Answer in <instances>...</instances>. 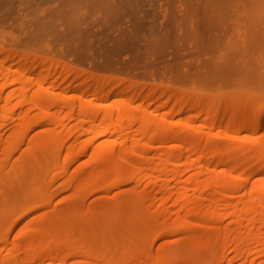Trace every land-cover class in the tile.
Returning <instances> with one entry per match:
<instances>
[{
	"label": "bare ground",
	"instance_id": "bare-ground-1",
	"mask_svg": "<svg viewBox=\"0 0 264 264\" xmlns=\"http://www.w3.org/2000/svg\"><path fill=\"white\" fill-rule=\"evenodd\" d=\"M14 1L15 0H0V54L3 55V57H1L2 59H0V74H2L4 70L2 76V79L4 81L1 80L2 83L0 85V98H2L1 93L4 86L14 83H20L22 85L28 80L30 81L31 79H35L34 81L36 83V89H34L33 93H27V91L31 90L29 89L30 85L29 88L26 87L29 90L25 91L26 89H24L25 92L22 90L21 86V89L19 90H21L23 93L19 92L15 96L23 95L20 101L18 100L19 104L24 106L26 109L35 107V109L37 108L39 112L36 113L38 114L37 116L33 115L32 117L26 114L27 112L24 111V115L26 116L21 117V122L17 125V127L15 128L16 130L14 131L16 132V135L13 134V136H11L12 140L10 141V143H7L8 145H6L5 150L7 149V152L17 150V142L20 144L21 142H23V138L25 143V139L27 140V137H25L26 133L29 132L28 130H30L32 126L40 128V130L37 134L34 133V135H31L32 138L30 136L28 142L26 143V145H29L26 148V155L23 159L26 160L25 166L12 168L9 171H4L3 168H0V201H3L5 203L2 206V209L0 208V238L2 240V237L6 238V236H8L9 234L10 228H7V224L10 223V227L11 225L13 227V225H15L25 214L19 213V215L17 213V210L20 207L21 209H24L23 204L28 203L25 206H31V204H34L35 202L37 203L42 201L40 205L42 203H45L47 199L46 192L50 185V181L52 182L54 180H52V178L48 179L46 173H48V171L51 170L54 166H60V164H62L60 166L61 170L65 169L67 166L75 162L80 156L88 154V149L91 148V144L88 145L84 143L83 145L76 144L79 146V150H76V145L75 147H73L74 145L70 146L73 147L72 150L71 148L70 150H67L68 152H66L65 154L64 161H62L63 163L61 162L59 164V162L56 160L58 156H61L60 153L63 152L61 151L62 148L66 149L61 143L64 141L66 136L62 134V137H65L58 138L61 136L59 135L58 131L62 132L64 129L54 130L55 127H53V129L51 130V128H49L53 124L54 126L55 124L56 126H58L60 125V123L62 124L60 128H63L64 125L62 118L65 119V117L60 116L58 112L65 108H73L72 106H74L76 103H74L73 100L71 101V99L68 100V97L66 96V93L70 89H73L72 91L82 90L83 92L86 91V89L87 91L90 89L88 87L82 88V86L84 85L80 86V84L73 85V80H75L76 78L78 80V77L83 78V80L80 79L81 81H84L85 78H88L87 75L84 76L85 74H83L84 69L79 70L80 68L76 66V61L74 63L75 66L73 64V66L68 65L66 62L65 64L61 61V59L63 58H68L71 54L74 53L75 50H80L79 48L74 49L75 46H72L74 42H78V44L80 43L81 47H84L83 51L89 44L88 39L92 36L89 27L93 26L94 20L91 21L92 18L90 19L88 13L86 12V10H84V8L90 6L94 12L98 8L99 10L104 8L108 15H105L106 13L101 10L105 13H103V16L105 15L106 18H101L103 19L101 21L99 20V17L98 20L100 22H104L102 23V26L106 25L107 28L109 27L108 25H111L112 27L110 21L114 17L115 21H112V23L115 24L114 22H117L115 24V27L117 24H120V22L118 23L117 20L121 21V18L124 19L125 17H128V19L130 20L129 30L122 29V33H120L118 39H116L118 40V42L115 44L116 46H114L113 48H107V50L104 48L105 51L103 56L101 57L102 61H99L100 63H92L93 69L99 67H105L109 70L113 68L115 69L118 64L116 59L118 47H124V49L131 52V60L133 62V65L137 64L139 58L141 57H139L138 55L139 49L137 48L136 40L139 41L140 36L145 41H147V46L150 45L149 47H146L148 48V50L145 48L147 52L146 54H144L151 57L153 56V54L159 53L160 51L156 48V44L160 45L162 42L164 43L166 40H170L172 37V39L174 38V41L175 38L182 40V42L185 41L186 43L191 41L192 46H194L192 47L193 52L197 53V57L194 60L192 59L191 61L188 59L189 63H187L186 67L184 66L186 62L185 60L183 62L184 64L180 63L184 58H181V61H177L180 64H183L181 65L182 67L180 66L182 68V72L180 71V76L178 75L179 80H181V82L183 83L189 84L190 89L191 87L194 88L191 90H196L195 88L197 87L198 89L199 87H210L216 90L223 88H225V90L226 88H229L230 90L231 87L237 86L239 88L242 87L240 91L238 90L240 94L241 92H243L242 94H244V91L248 92L249 94L251 93V89L249 90V92L248 88L253 83L252 78L255 79V76L257 75V78L259 77L260 79L258 80V82L259 84L261 83V88L264 85V0H179L178 4L181 7V9H179L181 12L179 14L177 13L178 15L175 14V16L173 12L176 13L177 11V2H175L176 0L172 1L176 3L175 7H172L174 5L171 6V9L175 8L176 10L175 11L173 9V12L170 11L171 9L169 7L172 3L170 2L169 5V3H167L166 1V6L168 5L167 10L164 9V18H166V22H164V25L162 22H159L160 25L158 26H156V24H158V21L156 20L159 17H155V14H153L158 11L151 12L153 15L151 14V17H149L148 10L146 13V11H144L145 9L143 8L144 4L147 3V1L146 3H144L145 0H75L73 3H71V0H66L65 4L67 5V3H70L69 5L72 7L74 6V8H71L67 5L70 8L69 9L67 6L65 7V4L63 8H61H68L67 11L70 10V12H72V15H75L73 19H71L72 17H70L69 15L68 16L70 18L66 16V20L70 21H68L69 25L66 28L65 26H63L66 23L64 17V21L62 20L63 22L61 21L62 18H60L66 15L65 9L63 10L65 12L64 15V12H60L62 10L61 8L60 10L56 8L55 10L57 14H55L54 12L53 14L55 16L53 14L51 15L54 18V20H52L53 18L49 17L50 15L48 13H43L44 7L41 6L40 3L37 4V2H41L42 0H36L37 2H35L34 0L35 3L33 4H36V7L33 6V4L31 5L32 0H17L18 2L16 3L18 6L13 5ZM45 1L47 3V1L49 2L52 0H43L41 4L43 5ZM148 1L149 6H151V10L153 9L152 6L154 7V5L157 4L156 2H158V0ZM12 6L16 7V10L17 8H19L20 10H17V13H15L17 14L16 16L14 14L15 17H18V20L16 21V25L18 26L16 27L19 30L16 28L17 32H15L14 27H12L14 28L11 29L12 31L10 30V28L5 29L11 25L10 22L13 18L16 19L13 15H11ZM28 6L30 7V9ZM155 8H158L157 5H155ZM16 10L13 11V13L16 12ZM58 12L63 14H58ZM112 14H115L113 15V18L109 16ZM58 15H60V17ZM176 15L178 18L181 15V19L179 18L180 21L176 18ZM109 17L111 18V20H109ZM58 20L60 22H58ZM78 23H80L79 25H81V23L85 24V28L80 29ZM115 27L113 25V28ZM172 27H175V29L173 30H176L177 34L172 35V33H170L171 31L173 32V30H170V28L172 29ZM74 28L82 30L83 33L81 34L79 30L80 34H76L77 32H74ZM88 28L90 31L88 30ZM107 28L105 27L106 30ZM110 30L111 29L109 28V31ZM116 30L119 31V28ZM116 30H113L111 32H114ZM145 30L148 35H140L142 32L144 33ZM176 31H174V33ZM106 32H103V34L107 38V36H109V34L111 33ZM169 40L167 42H173ZM100 41L98 40V42ZM154 42H156V44ZM163 43L161 46L166 45H163ZM191 43L189 44L191 45ZM78 44L76 46H80ZM117 44L120 46H118ZM4 45H10L12 48L17 47L16 49H18L19 47L21 51L13 50L10 46H8L9 49L8 47L5 48ZM166 47L167 45L165 46V48ZM192 48L189 52H191ZM78 50L75 52L77 53ZM177 50H179V48ZM33 51L38 53V55L36 54L37 56H33L29 54V52ZM82 52L80 53L81 55H83ZM178 52L179 51H177L176 54H178ZM198 53H200L201 56L206 53L212 55L213 53H216V55L214 54L216 57H214V59H211V56H205V59H203V56H199ZM76 55H72L73 58ZM55 56L60 59H54ZM148 56H146V58L149 60L150 57L148 58ZM7 60H10V63H8L10 66L7 65L5 67L4 64H6ZM79 60L82 61L80 58L78 59V61ZM153 60H155V58ZM11 61H14V63L12 64ZM16 62L19 63H17V65L19 66L17 68L15 67V69L14 66L16 65ZM28 63L36 64V68H33L34 66L32 64L31 67L33 66L32 68L34 70L31 67H27ZM150 63L151 62H149V64ZM11 66L14 68L12 70L14 74L10 70ZM92 67H90V69ZM82 68H84V65ZM181 68L179 70H181ZM91 71L92 69L90 70V73ZM11 73V77H8V75H10ZM62 73L65 74L63 75ZM70 74H72L73 76H71L69 80L68 75ZM167 75L165 77L166 79ZM105 80L109 84L119 86L120 82L123 83L122 80L125 79L120 78L117 80H112L113 82L111 80ZM105 80H100L103 83L101 84L102 86L104 84L107 85ZM240 80L242 81V83ZM100 81H98L99 85ZM259 84L258 86H260ZM254 85L255 86L253 88L257 87L256 84ZM130 87L132 86L130 85ZM127 88H124V90ZM119 89L120 88L112 89L109 91V93H105L103 91H100L98 88V91H95L93 95L94 98H102L103 96H112L114 94L116 95L127 91H119ZM139 89L138 91L140 92ZM150 89L152 91H150ZM150 89H147L145 95H136V93H138L136 91L134 96L132 95L129 98L127 97V99L122 100V102L119 101L116 109L114 108L116 110L115 112L118 114H123L126 117L127 114V116H130L133 113L131 107H138L140 108L139 111L147 108L148 105L146 104L147 106L143 107L142 102H144L146 98L150 96V94L156 92V90H159L157 88L152 89V87ZM200 90L201 89H199L198 91L200 92ZM232 90L235 89L233 88ZM161 91L162 90H159V94L158 92L157 94L160 96L168 95L172 98L174 97L175 99H177L173 103H168V105H170V107L172 108L171 110H175V112L177 113H185L187 107L190 108V104H195V102L197 103L198 100L203 101V99L204 101H206V98H208L207 96L205 98L204 95V97L200 96L201 98L199 97L196 100L195 97L198 96L193 95V97L191 95L189 99L187 98L188 96H182L181 94L183 93L179 94L178 92L179 95H176V93L174 94V90L171 91V93L169 90V92L165 90H163V92ZM221 91V93L223 94L227 90L224 91L223 89ZM234 92L235 91L230 90V93ZM226 93L228 94V92ZM13 94H15V92ZM200 94L201 93H199V95ZM71 97L77 98L80 96H77L76 93L71 95ZM83 98H81L83 103L81 102L79 104V108L86 106L85 104H91L92 102L91 99L86 98L84 100ZM181 98H185L186 100L183 99V101H181ZM193 98L195 99L192 100ZM259 98H257L258 100H256V102H259L256 104V107L262 106L264 108V101L261 100V102ZM2 99H0V101ZM134 99L141 101V103L137 104L136 106H132V100ZM213 99H211V101H216L215 99L219 100L218 98H215L214 100ZM4 101L6 102V100ZM208 101L209 100H207V102ZM242 102L244 103L243 100ZM247 102L249 103V101L245 100L244 108H241L240 105V108H238L240 110L237 109L236 111L237 106H235L236 108L233 107L235 109H233V114H230V116L228 115V117L226 118L228 119L229 124L238 125L236 126V130L238 131L251 130L252 136H248L249 138L244 137V140H240L239 142L236 141L237 138H235V136H228V138L226 135V140L224 139L218 141L214 139L216 135L215 133V135H213L211 132H207L206 134L202 133V135L198 133L199 129L196 130V126L193 128L191 124V126H188L189 130L186 131L181 130L179 132L177 129V131L171 129L175 127H171L169 130H167L168 128L165 126V124L167 125V123H171L176 125L181 124L180 122L182 121L177 120L172 122V120L166 117H162L159 119V116H157L159 119L157 120V118L147 116L150 112L149 110H147V115H143L140 112L142 116L140 118L137 117L136 122L140 123L141 125L150 123L153 125H148L151 126L148 129L149 134H151L150 137H148L149 135L145 136V133L147 132H143V136H141L140 134V138L138 137L139 139H136L132 136H127V138L123 137L124 140L122 141V143L118 142L119 144H121L120 146H122L119 149H117V147L115 148V146H119V144L115 140L108 139L107 141H104L105 143H102L103 141H101L99 146L95 145V147H92L94 149L90 152V163H87L86 165L84 163L80 166L78 165L74 183L76 184L77 188L79 187V189H82V187L85 188L87 187V185L92 184L93 182L91 180L94 181V179L98 184V182H102L104 179L102 174L104 171H107L108 173L110 171L113 175H115V182L113 183L115 184V186L123 184L125 181L127 182L131 178H134L136 183L135 187H137V189L132 192L127 207L124 210L117 209L118 201L116 200L114 203L116 205L115 210L107 215L109 211L108 206L104 203L96 202V204L94 203L93 205L87 207L86 210L83 211V213L79 212V214L82 215L78 219H75V217H73L71 220H62V217H59L55 213H52L53 215L51 216L47 215L48 217H33L34 221L30 218L32 220L31 223H33L31 224L32 226L26 229H21V235L17 236L18 239L15 238V241L13 240V243L11 241V243L13 244V249L11 248L10 250H15V254L22 251L24 255L22 257L14 259L11 258L12 256L7 257L9 254L6 255L2 250H0V264H5L6 262L8 264H24L25 262H29L30 264H94L90 261L78 260V258L92 259V257L90 256L96 255L97 260L102 258L103 261L106 260L109 264V261H114L110 256V251L114 249H124V264H146V262L149 263L148 258L150 257V254H152V248L154 247L153 245H155L156 240H158V238L162 239L167 236L174 238L172 240L174 241V244L172 245L170 244L171 242H168L169 244L161 243V245L158 246V248L156 249L157 254L160 252L159 255H161V257H157L159 259H157V261L159 263L162 261L160 264H169V260L167 257H169L170 255H174V259H176V255L182 256L184 252L183 254L178 253L184 251L185 249L189 252V256H187L186 259L188 261L186 262L190 264H203L204 262H206L207 264H219V262H217L219 261V258L227 259L229 264H241L240 262H238V260H241L244 254L246 255V258H248V256L251 255L249 253L251 251H254V253L256 254L261 253L264 255V247H258V245H260L262 241H264V236H262V234L264 235V161H260L264 159V136L256 135L259 133L257 132L258 129L260 130V128H262L264 125V118H258V112L256 111L259 107L257 109H254L253 107L248 106L251 107L248 108L246 107V105H248ZM212 104L215 103L212 102ZM227 104H229L228 106L234 105V103L231 102L225 103L224 105L227 107ZM4 105L5 104H2V108L4 107ZM50 108H52V110ZM223 110H225V108H223ZM72 111H70V113H72ZM144 111H146V109H144ZM91 112L95 113V111ZM210 112H208V115ZM223 112L225 111H222V113ZM245 112H249L250 115H248L245 120H242V118H240V115L245 114ZM68 114L65 115L67 116ZM96 115L98 114L95 113L94 116ZM150 115H152V113H150ZM71 117L69 118L70 120ZM66 118L67 121H69L68 116ZM237 118H240V120H236ZM97 119H90L92 121H89L87 119V122H92L93 129L95 128L94 131H96V127L100 128V133H96L98 134L97 136H100V134L105 135L106 132H112V130L109 131V127L112 123V117L110 115L104 117L103 119H101V121H98L99 119ZM81 120H83V122ZM81 120H78L80 125L81 122L84 123V121H86V119L84 118ZM234 120H236L237 123ZM76 121L77 120H75V122ZM256 121H259V124L254 128L252 123ZM67 123L69 124V122ZM2 124H0V128ZM72 125L71 127L68 126L69 128H71V131L73 128ZM88 126L92 125L88 124ZM212 126H214L215 128V125H213V123L209 127ZM75 127L78 128L80 126L77 125ZM158 127H164L167 129L166 131H161V133H159L157 136L154 135L155 137H151L152 133L154 132L153 129H155L156 131V129H159ZM74 128V132L75 130L77 131V129ZM113 128H115V125L113 126ZM144 128L142 130H144ZM80 129L82 128L80 127ZM229 129L231 128L229 127ZM70 130H67V133L68 131L70 132ZM53 131H56V134H58L59 136L56 137L57 135H55ZM86 132L84 131V133ZM71 134L68 133L67 137H69L68 135ZM2 136L0 135V141ZM217 136V138L221 137H219V135ZM13 137H16V140L18 141L13 140ZM92 137L94 139L95 135ZM59 139L61 141H59ZM55 141H57V144L54 143L55 146L51 145V143L53 144V142ZM86 141H88V143H91L90 139H87ZM58 142H60L61 145L59 143L58 146ZM172 142H176L177 147L176 145H173L175 143H173L172 146ZM153 144H157V146L159 145L158 147H164L163 149L162 147L161 149L155 147L156 150H153L152 152V150L150 151L149 147ZM145 146H148V148L146 149ZM258 162H260V164L263 163V165H260ZM256 164L260 167L258 166L257 168V166H255ZM253 165L255 166L256 170ZM61 170L59 172H61ZM93 172L99 173V175L95 174V176L98 175L99 177H102H94ZM186 174H188L187 177H185ZM104 176H106V174ZM241 177H247V179L242 184L239 183ZM97 178L100 180L98 181ZM143 183L146 184L144 185ZM95 184L94 186H99ZM89 191V188H87L83 192L86 193L85 195L83 194V196L85 197L87 194L89 195ZM91 192H93V190L90 191V194ZM74 193L72 196L70 195L71 198H78L76 194L74 195ZM78 195L80 196L82 194ZM115 198L116 197H114V199ZM62 201L64 200L62 199ZM170 201L171 203L169 204ZM81 203L83 204V202ZM15 204L20 205L17 206L19 207L18 209H15ZM21 204L23 205V208ZM147 204H149L150 206ZM12 205H14V207H12ZM151 205L155 206V209L153 208L151 210L152 212L149 210L150 207H152ZM7 206L13 208L12 210L14 211L12 212L14 213L16 211L18 215L14 213V215L16 214L17 216L15 215L16 217L12 218L5 215V213L3 215V212H5L3 210H5ZM63 211L64 210L60 212ZM221 211L222 213H220ZM57 212L58 211H56V213ZM3 216H6L7 218L9 217V219H7L6 217H4L5 219H3ZM2 219L3 221L6 219L10 221L6 223L7 226H4ZM226 219L229 222L226 221V224H224L223 220L225 221ZM22 230H24V232ZM6 239H4L5 243L7 242ZM4 242L2 243V241H0V246H5L6 244ZM49 243H52L54 247H51L50 245L49 247L51 248L49 249ZM59 246L61 247V249L59 248ZM10 250H8V253ZM2 252L5 254L4 256H1ZM230 252H232L233 254L230 255ZM172 256L171 258H173ZM93 258L94 260H96L95 257ZM160 258L162 260H160ZM251 259H244L245 261L241 262L244 264H251ZM183 260L181 259V261ZM177 262L178 264H180L178 260ZM177 262L172 263L177 264Z\"/></svg>",
	"mask_w": 264,
	"mask_h": 264
},
{
	"label": "rangeland",
	"instance_id": "rangeland-1",
	"mask_svg": "<svg viewBox=\"0 0 264 264\" xmlns=\"http://www.w3.org/2000/svg\"><path fill=\"white\" fill-rule=\"evenodd\" d=\"M38 1V0H37ZM36 0H35V2H37ZM40 1V0H39ZM43 1V0H42ZM41 1V2H42ZM64 1V2H63ZM63 1H60V0H54V2H53V0L52 1H47V3H46V1L43 3V5L41 4V2H37V4L38 3H40V5L41 6H43L44 7V11H43V13L45 14V13H48L50 16L49 17H52L53 18V16H51L54 12H55V14H57L56 13V8L57 9H59L60 10V8L62 7L63 8V6H64V4L66 3L65 1L66 0H63ZM75 0H71V3H73ZM146 1H147V3H146ZM167 1V3H169V5H170V2L172 3L169 7H170V9H171V6L172 5H174V6H172V7H175V4L176 3H174V2H172L173 0H171V1H168V0H158V2H156L157 4H155V5H157V9L155 8V5H154V7L152 6V8L153 9H156V10H151V6H149V1L148 0H145V2L144 3H146V4H144V11H146V13H147V10H148V16L149 17H151L150 15L152 14L151 12H155V11H158V12H156V13H153V14H155V17H159L156 21H158V24H156V26H158V25H160L159 24V22H162L163 23V25H164V22H166V18H164L165 17V15H164V9H166L167 10V6H166V2ZM175 1V0H174ZM178 1L179 0H176L175 2H177V7H176V9H177V11L175 10V8H173L175 11H176V13H174L173 11V9H171L170 11H172L173 12V14H174V16H175V14H179L181 11L179 10V9H181V7L179 6V4H178ZM15 3L16 2H18L17 0H15L14 1ZM13 2V5L15 6H18L17 5V3L15 4ZM34 2V0H32L31 1V5L33 4V3H35ZM63 4H62V3ZM70 2V1H69ZM61 3V4H60ZM20 4V3H19ZM59 4V5H58ZM70 4V3H69ZM68 3H67V5L68 6H70ZM36 5V4H35ZM34 4H33V6H35ZM39 5V6H40ZM61 5V6H60ZM66 4H65V7L67 6ZM73 5V4H72ZM74 5H76V4H74ZM146 5V6H145ZM159 5H160V7H159ZM14 6H12V14H11V12H10V14L11 15H13L14 16V14L15 13H17V10H19V8H17V10H16V7H14ZM32 6V7H33ZM56 6V7H55ZM67 6V7H68ZM29 7V6H28ZM36 7V6H35ZM64 7V9H65V11H66V15H65V12L63 11L64 9H62L60 12H64V15L65 16H62V17H60V15H58L60 18H62L61 19V21L63 20L64 21V19H65V21H66V23H65V25H63V26H65V28L69 25V22L66 20V16L68 17V18H70V17H72L71 19H73L74 18V14L72 15V12H70V10H68L67 11V9L69 8H65ZM71 8H74V6L72 7V6H70ZM146 7V8H145ZM29 9H30V7H29ZM32 9V8H31ZM54 9V10H53ZM70 9V8H69ZM16 10V12H14L13 13V11H15ZM59 10H57V11H59ZM71 10H73V9H71ZM84 10H86V12L88 13V16L90 17V19H91V21H93L94 20V24H93V28L92 27H89L90 28V30H91V37L88 39L89 41H88V45H87V47H85V50L83 51V48L84 47H81V45H80V43L78 44V42H74V44H72V46L74 47V49H76V48H79L80 50H81V48H82V50H81V52H82V54L83 55H81L80 53V50H78V52L76 53L75 51H77V50H73L74 51V53L73 54H71L68 58H63V59H61V61L62 62H66L68 65H74L75 66V61H76V66H78V68H80L79 70H83L84 72H83V74H85L84 76H86L87 75V79L85 78L84 79V81H81V80H83V78L82 77H78V80H77V78L75 79V80H73V85H79L80 84V86H82V85H84V86H82V88H90L88 91H87V89H86V91H82V90H75V91H72L73 89H70L66 94V96L68 97V100H70L71 99V101L73 100L74 101V103H75V105L74 106H72L73 108H71V107H69V108H65V109H63V110H61L60 112H58V114H60V116H64L65 117V119H63L62 117V121H63V128L61 129L60 127H61V123H60V125H58V123H57V125L58 126H56V124H55V126H54V124L53 125H51L49 128H51V130L53 129V127H55L54 128V130H63L62 132L61 131H58V133H59V135H61L60 137H58L59 135L58 134H56L57 132L56 131H53V133H55V135H57L56 137H58V138H64L65 136L67 137V134L68 133H72L71 135H68L69 137H65V139H64V141L63 142H61L63 145H64V148H66V149H63L62 148V150L61 151H63V152H61L60 153V155L61 156H58V158H57V160L56 161H58L59 162V164L62 162V161H64V157H65V154H66V152H68L67 150H70V148H71V150H72V148L73 147H75V145L76 144H80V145H83V143L84 144H88V145H90L91 144V148H89L88 149V154H84V155H82V156H80L75 162H73L72 164H70L69 166H67L65 169H63V170H61V165L62 164H60V166L58 167L57 165H56V167L54 166L51 170H49L48 171V173H46L47 174V177H48V179H50V178H52V182L50 181V185H49V187H48V190H47V192H46V195L48 196H46V201H45V203H42L41 205H40V203L42 202H35L34 204H31V206H25V205H27L28 203H26V204H23L24 205V209H21V207L19 208V207H17V206H20L19 204L18 205H16V207H15V209H18L17 210V213L19 214V213H25L24 215H23V217L15 224V225H13V227H12V225H11V227H10V223L9 224H7L8 225V227L7 228H10V230H9V234H8V236H6V238H4V237H2L3 238V240L0 238V241H2V243L5 241L4 239H6V245L5 246H0V250H2L6 255H8L7 257H9V256H12L11 258H18V257H22L23 255H24V253L22 252V251H20V252H18V253H16L15 254V250L13 251H11L10 249L12 248L13 249V240L15 241V238H17L18 239V237L17 236H20L21 234H20V230L21 229H26V228H28V227H30V226H32L31 224H33V223H31L32 222V220H33V217H39V218H41V217H46L47 215L48 216H51V215H53L54 213L56 214V215H58L59 217L61 216L62 217V220H71L73 217H75V219H78V218H80L81 217V215L82 214H79V212H81V213H83V211H85L86 210V208L87 207H89V206H91V205H93L94 203L96 204V202H99V203H104V204H106L107 206H108V208H109V211H108V214L107 215H109L111 212H113L114 210H115V201L117 200L118 201V205H117V209H121V210H124L126 207H127V205L129 204V198H130V196H131V194H132V192L135 190V189H137V187H135L136 186V183H135V179L133 178H131L130 180H128L127 182L125 181L123 184H119L118 186H115V184H113L114 182H115V175H113L109 170V173H111V174H109L107 171H104L103 173H102V171H101V173L103 174V177H104V179H103V181L102 182H98V184L96 183V181H95V179H94V181L93 180H91L93 183L92 184H90V185H87V187H85L86 189L87 188H89V190L91 191V190H93V192H91V194H90V191H89V195L87 196H83V194L85 195L86 193H83L86 189L84 188V187H82V189H79V187L77 188L76 187V184H74L75 183V176H76V174H77V168H78V165L80 166V165H82L83 163L86 165L87 163H90V160H91V150H93L94 148H92V147H95V145H97V146H99L100 145V142L101 141H103L102 143H105L104 141H107L108 139L110 140H115L117 143L118 142H120V143H122V141L124 140V138L123 137H126L127 138V136H132V137H134V138H138L139 137V135L141 134V136H143L144 135V133L143 132H147V133H145V136H148V137H150V135L151 134H149V128L151 127V126H153L151 123L150 124H143V125H141L140 123H137L136 121H137V117H141L142 116V114L143 115H147V113H148V111L147 110H149L150 112H149V114L147 115V116H150V117H154V118H157V120H159L160 118H162V117H166V118H168V119H170V120H172V122H174V121H182V122H180L181 124H176V125H174V124H168L167 123V125L165 124V126L168 128H164V127H161V128H159V129H156V131H155V129H153V133H152V136L151 137H155L154 135H158L159 133H161V131H166V129L167 130H169L171 127H175V128H171V129H173V130H175V131H186V130H189V128H188V126H193V128L195 127L196 128V130H198L199 132L198 133H200V134H202V133H204V134H206L207 132L209 133V132H211L213 135H215V138L214 139H216V140H218V141H221V140H226L227 138L225 137V135L228 137V136H235V138H237V139H239V140H237L236 139V141L237 142H239L240 140H244L243 138L245 137V138H249L250 136H252V132H251V130H244V131H238V130H236V126H238L237 124L235 125V124H229L228 123V119H226L227 117H228V115L230 116V114H233V111L235 110L234 108H236L235 106H237V108H236V111H237V109L238 108H240V105H241V108L243 107L244 108V106H245V100L246 101H249V103L247 102V104L248 105H246V107H248V106H251V107H253L254 109L256 108H258L257 109V111L256 112H258V118L260 117L261 119L262 118H264V108L262 107V106H258V107H256V104L257 103H259V102H256V100H258L257 98H259V100L261 101V100H263L264 101V85L262 86V88H261V83L259 84V82H258V80H260L259 79V77L257 78V76H255V79L254 78H252V81H253V83L250 85V87H249V85H248V91L251 89V93H253V94H251V93H249L248 94V92H245L244 90V94H242L243 92H241V94H240V89L242 88V87H231L230 88V90L231 91H235L234 93H230V90H229V88H226V90H225V88H223L224 89V91H226V92H228V94L226 93V92H224L223 94L221 93L222 91L221 90H223V89H218V90H216V89H213V88H210V87H202V88H200L199 87V89H201L200 90V92L198 91L199 89H198V87L197 88H195L196 90H191V89H194V88H192L191 87V89H190V85L189 84H187V83H183V82H181V80H179V76H180V71L182 72V66L181 65H183L184 63V60L186 61L185 62V67H186V65H187V63H189V60H191L192 61V59L194 60L197 56H196V52H193V48L192 47H194V46H192V43H191V41H189V42H182V40H180V39H176L175 38V41H174V38L172 39V37H171V39L169 40V41H173V42H167L168 40H166L164 43H163V45H167V47L165 48V46H161L162 45V43L160 44V45H157L156 44V42H154L155 44H153V45H155V46H157L156 48L158 49V50H160L159 51V53H155V54H153V56L151 57V56H148V55H145L146 54V52H147V50H148V48H146V47H149V46H147L148 45V43H147V41H145L143 38H141V36H140V40L139 41H137L136 40V45H137V48L139 49L138 50V55H139V57H141V58H139V60H138V62H137V64H135V65H133V62H132V54H131V52H129L128 50H126V49H124V47H118L117 49H118V51H117V55H116V59H117V67L114 69H111V70H109V69H107V68H105V67H99V68H94L93 69V67H92V63L94 64V63H98L99 61L101 62L102 60V56H103V54H104V51H105V49L107 50V48H110V47H114V46H116L115 44L118 42V40H116V39H118V37H119V35H120V33H122V31L123 30H129V28H130V20L128 19V17H125L124 19H122L121 18V21L120 20H117L118 21V23L120 22V24H117L116 25V27H115V24L117 23V22H114L115 24H113L112 23V21H115V17L113 18V15H115V14H112V15H109L110 17H112L113 19L111 20V18L109 19V20H111L110 21V23L112 24V27H111V25H108L109 27L107 28V26L106 25H104V26H102L103 24L102 23H104V22H100L99 20H103V19H101V18H103V17H105L106 18V16L105 15H108L107 14V12L105 11V9L103 8V9H100L99 10V8L97 9V10H95V12L91 9V7L90 6H88V7H86V8H84ZM104 11V12H102V11ZM168 10H169V8H168ZM20 11V10H19ZM93 11V12H92ZM60 12H58V14H63V13H60ZM68 12V13H67ZM112 12V11H111ZM103 13L105 14L104 16H103ZM169 13H171V12H169ZM47 14V15H48ZM94 14V15H93ZM109 14H111V13H109ZM152 14V15H153ZM177 14V15H178ZM17 14H15V16H16ZM54 15V14H53ZM70 17H69V16ZM157 15V16H156ZM161 15V16H160ZM177 15H176V18L180 21V16H179V18L177 17ZM13 16H11V17H13ZM14 16V17H15ZM55 16V15H54ZM57 17V16H56ZM63 17H64V19H63ZM100 17V18H99ZM16 19H12L11 20V27L9 26L8 28H5V27H7V26H5L4 28L5 29H9L10 28V30L11 29H14L15 28V32H17V27L16 26H18V25H16L17 23H16V21L18 20V17H15ZM52 18H50V19H52ZM97 18V19H96ZM98 18H99V20H98ZM70 19V20H71ZM52 20H54V18L52 19ZM60 20V19H59ZM58 20V22H60ZM127 20H129V21H127ZM62 21V22H63ZM125 21V22H124ZM13 22H14V24H13ZM61 22V23H62ZM98 22V23H97ZM9 23V24H10ZM96 23H97V25H96ZM157 23V22H156ZM14 26H13V25ZM80 23H78V25H79ZM126 25V27H125V25ZM82 25V26H81ZM81 25H79V27H80V29L82 28H85L84 26H85V24H82L81 23ZM95 25V26H94ZM101 25V26H100ZM113 25H114V27L115 28H113ZM120 25V26H119ZM121 26H122V28H121ZM12 27H14V28H12ZM78 27V26H77ZM78 27V28H79ZM100 27H102V28H100ZM105 27L107 28V30L105 29ZM125 27V28H124ZM17 28V29H16ZM78 28H74L73 30H74V32L76 33V34H82L83 33V31L82 30H80V29H78ZM89 28H88V30H89ZM109 28L111 29L110 31H109ZM119 28V31H121V32H119L118 30H116V29H118ZM157 28H159V27H157ZM104 31H103V30ZM123 29V30H122ZM173 29H175V27H172V29L170 28V30H173ZM19 30V29H18ZM76 30V31H75ZM79 30H80V33H79ZM85 30V29H84ZM89 30V31H90ZM102 30V31H101ZM113 30H116V31H114V32H111V31H113ZM7 31V30H6ZM12 31V30H11ZM14 31V30H13ZM108 32V33H111V34H109V36H107V38L104 36V34H103V32ZM174 31H176V30H173V32L171 31L170 33H172V35H174V34H177V31L174 33ZM106 32V33H107ZM73 33V32H72ZM75 33H73V34H75ZM94 33V34H93ZM96 33V34H95ZM99 33V34H98ZM117 33H118V35H117ZM75 34V35H76ZM103 34V35H102ZM145 34H147L148 35V33L146 32V30L144 31V33L142 32L140 35H145ZM106 35V34H105ZM108 35V34H107ZM95 36V37H94ZM101 36V37H100ZM114 36H116V37H114ZM96 37H97V39H96ZM105 37V38H104ZM108 37H110V38H108ZM112 37V38H111ZM94 41H93V40ZM92 41V43H91V41ZM98 40L100 41V42H98ZM177 40V41H176ZM116 41V42H115ZM142 41H143V43H142ZM138 42H140V43H138ZM159 42H161V41H159ZM168 44H167V43ZM178 42V43H177ZM170 43V44H169ZM173 43V44H172ZM188 44V45H186V44ZM189 43H191V45L189 44ZM80 45V46H76V45ZM147 44V45H146ZM180 44V45H179ZM93 45V46H92ZM105 45V46H104ZM118 45V44H117ZM152 45V46H153ZM8 46H10V45H4V47L5 48H7ZM91 46V47H90ZM107 46V47H106ZM118 46H120V45H118ZM158 46H160V47H158ZM187 46V47H186ZM191 46V47H190ZM11 47V46H10ZM81 47V48H80ZM89 47V48H88ZM100 47V48H99ZM162 47H164V48H162ZM183 47H185V48H183ZM17 48V47H16ZM16 48H12L11 47V49H13V50H19V51H21L20 50V48L18 47V49H16ZM87 48V49H86ZM105 48V49H104ZM147 50H146V49ZM179 48V50H177ZM181 48H182V50H181ZM192 48V50H191V52H189L190 51V49ZM8 49H9V47H8ZM163 49V50H162ZM187 49V50H186ZM89 50V51H88ZM92 50H93V52H92ZM98 50H100V51H98ZM181 50V51H180ZM121 51H123V52H121ZM175 51V52H174ZM177 51H179L178 52V54H176V52ZM72 52V51H71ZM70 52V53H71ZM80 52V53H79ZM89 52V53H88ZM161 52V53H160ZM189 52V53H188ZM70 53H68V54H70ZM86 53V54H85ZM145 53V54H144ZM185 55H184V54ZM29 54L30 55H33V56H37L38 55V53H36V52H29ZM37 54V55H36ZM77 54V55H76ZM96 54V55H95ZM160 54V55H159ZM181 54V55H180ZM216 55V53H213V55L212 54H209V53H206V54H203L202 56H203V59H205V56L206 57H208V56H211V59H214V57H216L215 55ZM40 55V54H39ZM72 55H76V56H74V58H73V56ZM142 55V56H141ZM176 55H178V56H176ZM198 55L199 56H201V54L200 53H198ZM87 56H89V57H87ZM145 56V57H144ZM146 56H148V58H149V60L146 58ZM201 56V57H202ZM1 57H3V55L2 54H0V59H2ZM82 60V61H78V59L79 58ZM83 57V58H82ZM92 57H93V59H92ZM97 57V58H96ZM176 57V58H175ZM178 57H180V58H178ZM194 57V58H193ZM200 57V58H201ZM60 59V58H57L56 56L54 57V59ZM75 58H77V59H75ZM144 58H146L147 60H148V62H147V60L146 59H144ZM152 58V59H151ZM155 58V60H153ZM163 58V59H162ZM181 58H184L183 59V61H181L182 59ZM68 59V60H67ZM75 59V60H74ZM85 59V60H84ZM87 59H89V60H87ZM91 59V60H90ZM189 59V60H188ZM12 60V59H11ZM15 60V59H14ZM73 60V61H72ZM87 60V61H86ZM124 62H123V61ZM146 60V61H145ZM153 60V61H152ZM181 61L180 63H183V64H180L179 62H177V61ZM188 60V61H187ZM7 61H9V62H7ZM6 61V64H4L5 65V67L7 66V65H9L8 63H10V60H7ZM16 61V60H15ZM85 61V62H84ZM93 61V62H92ZM79 62H81V63H79ZM83 62V63H82ZM99 62V63H100ZM132 62V63H131ZM142 62V63H141ZM149 62H151L150 64H149ZM155 62V63H154ZM157 62V63H156ZM11 63L13 64L14 63V61H11ZM17 63L18 62H16L15 64V66H14V68L16 67H18L19 65H17ZM65 63V64H66ZM78 63H79V65H78ZM87 63V64H86ZM130 63V64H129ZM154 63V64H153ZM171 63V64H170ZM19 64V63H18ZM31 64L34 66H32L33 68H36L35 66H36V64H34V63H28L27 64V67H31ZM80 64H82V65H80ZM120 64V65H119ZM127 64H128V66H127ZM145 64V65H144ZM149 64V65H148ZM167 64H169V65H167ZM178 66H177V65ZM30 65V66H29ZM72 65V66H73ZM83 65H84V68H82L83 67ZM132 65V66H131ZM148 65V66H147ZM151 65V66H150ZM166 65V66H165ZM10 66V65H9ZM8 66V67H9ZM13 66V65H12ZM10 67L11 69V72H12V70L14 69L13 67ZM79 66H81V67H79ZM130 66V67H129ZM175 66V67H174ZM181 66V67H180ZM31 67V68H32ZM86 67H88V68H86ZM90 67H92L91 69H92V71H91V73H90ZM122 67V68H121ZM134 67H136V68H134ZM172 67V68H171ZM177 67V68H176ZM181 68V70H179L180 68ZM15 68V69H16ZM32 68V69H33ZM125 68V69H124ZM37 69H39V68H37ZM100 69V70H99ZM170 69V70H169ZM34 70V69H33ZM119 70V71H118ZM124 70V71H123ZM154 70V71H153ZM158 70V71H157ZM169 70V71H168ZM175 70H176V72H175ZM5 71H8V70H5ZM94 71V72H93ZM109 71V72H108ZM116 71H117V73H116ZM129 71V72H128ZM171 71V72H170ZM174 71V72H173ZM179 71V72H178ZM3 72H4V70H3ZM3 72H2V74H0V85H1V83H2V81L1 80H3L2 79V76H3ZM36 72V71H35ZM86 72V73H85ZM102 72V73H101ZM119 72V73H118ZM128 72V73H127ZM160 72H161V75H160ZM165 72H166V74H165ZM173 72V73H172ZM6 73V72H5ZM13 74H14V72H12ZM12 73L10 74V75H8V77H11V75H12ZM88 73V74H87ZM106 73H108V74H106ZM124 73V74H123ZM125 73H127V74H125ZM146 73V74H145ZM154 73V74H153ZM170 73V74H169ZM63 75L65 74V73H62ZM94 74V75H93ZM99 74V75H98ZM114 75V76H112V75ZM118 74H120V75H118ZM168 74V75H167ZM91 75V76H90ZM118 75V76H117ZM122 75H124V76H126V77H124V76H122ZM161 77H160V76ZM166 75H167V79L165 78L166 77ZM171 75V76H170ZM179 75V76H178ZM71 76H73L72 74H70V75H68V77H69V80H70V78H71ZM120 76V77H119ZM122 76V77H121ZM150 78H149V77ZM164 76V77H163ZM174 76H176V77H174ZM110 77V78H109ZM155 77V78H154ZM160 77V78H159ZM170 79H172V80H170ZM250 77H253V76H250ZM97 78V79H96ZM103 78V79H102ZM125 79V80H122L123 81V83H121L120 82V84H119V86H115V85H113V84H109V83H107V81L105 80V79H107V80H117V79ZM128 78V79H127ZM132 78V79H131ZM154 78V79H153ZM176 78V79H175ZM261 78V77H260ZM263 78V77H262ZM81 79V80H80ZM95 79V80H94ZM136 79V80H135ZM35 79H31L30 81L28 80L26 83H23L22 85L20 84V83H14V84H9V85H6V86H4L3 87V89H2V98H0V99H2L1 101H0V124H2V126H1V128H0V135L2 136L1 137V141H0V168H3V170L4 171H9V170H11L12 168H16V167H20V166H25L26 165V160H23L24 158H25V155H26V148H27V146L29 145H26V143L28 142V140H29V138H30V136L31 135H34V133H38V131L40 130V128H36L35 126H32V128H30V130H28L29 132H27L26 133V136L25 137H27V140L25 139V143H24V138H23V142H21L22 143V145H21V143L19 144L18 142H17V146H18V148H17V150H15V151H9V152H7L6 150H5V148H6V145H8L7 143H10V141L12 140V137L11 136H13V134H15L16 132H14L16 129V127H17V125L21 122V117H24V116H26V115H24L25 114V112H27L26 114H28L29 116H32L33 117V115L34 116H37L38 114H36L37 112H39V110L37 109H35V107L34 108H31V109H29V108H25L24 106H22L21 104H19V101H20V99H21V97L23 96V95H18V96H15V95H17L19 92L20 93H23L21 90H19V89H21V86H22V90L24 91V89H26L25 91H27V90H29V89H31V90H29V91H27V93L29 94H31V93H33L34 92V89H36V83H35V81H34ZM96 80H97V83H96ZM100 80H105L106 81V84L107 85H101V84H103L102 83V81H100ZM151 80V81H150ZM175 80V81H174ZM243 80V79H242ZM248 80V79H247ZM4 81V80H3ZM75 81H76V83H75ZM78 81H79V83H78ZM98 81H100V85L98 84ZM171 81V82H170ZM241 81V80H240ZM244 81H245V79H244ZM261 81H263V80H261ZM37 82V81H36ZM113 82V81H112ZM78 83V84H77ZM96 83V84H95ZM241 83H242V81H241ZM129 84V85H128ZM254 84H256L257 85V87H255V88H253L255 85ZM258 84L260 85V86H258ZM264 84V83H263ZM26 85V86H25ZM28 85V86H27ZM29 85H30V88H29ZM123 85V86H122ZM130 85L132 86V87H130ZM79 86V87H80ZM111 86H113V87H111ZM141 86H142V88H141ZM157 86V87H156ZM17 87H19V88H17ZM24 87V88H23ZM29 88V89H27V88ZM96 87V88H95ZM104 87V88H103ZM127 87H130V88H127ZM152 87V89H159V90H162L161 92H163V90H165V91H167V92H169L170 91V93H171V91H173L174 92V94L176 93V95H179V94H181V93H183V94H181L182 96H188L187 98H189L190 99V96L192 95H194V96H198V97H195L196 98V100L201 96V97H204V95H205V98H206V96L208 97V98H206V101H204V99H203V101H204V104H203V101H199L198 100V102L196 103L195 102V104H190L189 106H190V108L189 107H187V109L185 110V113H177V112H175V110H171L172 108L170 107V105H168V103H173L175 100H177V99H175L174 97L172 98V97H170V96H168V95H158L159 94V90H156V92H154V93H152V94H150V96H148V98H146V100L144 101V102H142V106L143 107H145V106H147V108H144V109H146V111H144V109L142 110V111H139L140 110V108H135V107H131L132 109L131 110H133V113L130 115V116H127L126 115V117L123 115V114H118V113H116L115 111V109H116V107L118 106V104H119V101L120 102H122V100H124V99H127V97L129 98V97H131L132 95L134 96L135 95V93H136V91L138 92V93H136V95L137 94H141V95H145L146 94V91H147V89H150ZM154 87V88H153ZM187 87V88H186ZM99 88V90L100 91H103V92H105V93H109V91L110 90H112V89H116V88H120L119 89V91H121V90H123V91H125V90H127V91H125V92H122V93H120V94H114V95H109V96H103L102 98H94V95H93V93L95 92V91H98L97 89ZM124 88H127V89H125L124 90ZM140 88V89H139ZM143 88H145V89H143ZM189 88V89H188ZM205 88V89H204ZM235 89V90H232V89ZM253 88V89H252ZM258 88V89H257ZM262 89V90H260V89ZM92 89V90H91ZM138 89L140 90V92L138 91ZM141 89H143V90H141ZM171 89V90H170ZM187 89V90H186ZM198 89V90H197ZM255 89V90H254ZM9 90H11V91H9ZM33 90V91H32ZM169 90V91H168ZM183 90V91H182ZM229 90V91H228ZM239 90V91H238ZM245 90H247V89H245ZM253 90V91H252ZM15 92V94H13L14 92ZM24 91V92H25ZM79 91H81V92H79ZM150 91H152L151 89H150ZM182 91V92H181ZM204 91V92H203ZM207 91V92H206ZM213 91H214V93H213ZM216 91V92H215ZM242 91V90H241ZM8 92H10V93H8ZM157 92H158V94H157ZM178 92H179V94H178ZM239 92V93H238ZM250 92V91H249ZM260 92H261V94H260ZM77 93V96H80V97H77V98H73V97H71V95H73V94H76ZM133 93V94H132ZM199 93H201L200 95H199ZM220 93V94H219ZM131 94V95H130ZM9 95V96H8ZM147 95H148V93H147ZM239 95V96H238ZM262 95V96H261ZM168 96V97H167ZM193 96V97H194ZM10 97H11V100H10ZM66 97V98H67ZM84 97V98H83ZM105 97V98H104ZM200 97V98H201ZM210 97V98H209ZM246 97H247V99H246ZM261 97H262V99H261ZM81 98H83L84 100L86 99V98H88V99H91L92 100V102H91V104H85L86 106H83V107H80L79 108V104L82 102L83 103V101H82V99ZM93 98V99H92ZM177 98V97H176ZM195 98H193L192 100H194ZM215 99V98H218L219 100H217V99H215L216 101H211V99ZM251 98V99H250ZM179 99V98H178ZM183 99H185V98H183ZM183 99L181 98V101H183ZM213 99V100H214ZM4 100H6V102L4 101ZM7 100H8V102H7ZM19 100V101H18ZM135 100V101H134ZM134 100H132L133 102H132V106H136L137 104H139V103H141V101H139V100H137V99H134ZM137 100V101H136ZM186 100V99H185ZM202 100V99H201ZM207 100H209L208 102H207ZM242 100L244 101V103L242 102ZM211 101V102H210ZM217 101H220V102H217ZM252 103H251V102ZM18 102V103H17ZM147 102V103H146ZM206 102V103H205ZM212 102L213 103H217L216 105L215 104H212ZM222 102H223V105H222ZM234 103V105L233 106H228L229 104H227V107L224 105L225 103ZM254 102V103H253ZM262 102V101H261ZM10 103V104H9ZM15 103H17V104H15ZM89 103V102H88ZM202 103V104H201ZM237 103V104H236ZM2 104H5L4 105V107L2 108ZM147 104V105H146ZM167 104V105H166ZM242 104H243V106H242ZM21 105V106H20ZM78 105V106H77ZM149 105H150V107H149ZM195 105V106H194ZM207 105V106H206ZM239 105V106H238ZM9 106V107H8ZM13 106V107H12ZM192 106V107H191ZM209 106V107H208ZM223 106V107H222ZM225 106V107H224ZM22 107H24V108H22ZM149 107V108H148ZM212 107V108H211ZM228 107H229V109H228ZM234 107V108H233ZM251 107H248V108H251ZM2 108V109H1ZM7 108V109H6ZM9 108V109H8ZM78 108H79V110H78ZM115 108V109H114ZM135 108V109H134ZM204 108V109H203ZM223 108H225V110H223ZM51 110H52V108H50ZM174 109V108H173ZM234 109V110H233ZM27 110V111H26ZM49 110V109H48ZM50 110V111H51ZM72 111V110H75V111H72V113H70V111ZM136 110V111H135ZM204 110V111H203ZM207 110V111H206ZM225 111V112H223L222 113V111ZM230 110H232V111H230ZM238 110H240V109H238ZM25 111V112H24ZM91 111H95V113L96 114H98V115H96V116H94L95 115V113H93V112H91ZM187 111V112H186ZM211 111V112H210ZM52 112V111H51ZM90 112H91V114H90ZM140 112L142 113V114H140ZM144 112V113H143ZM184 112V111H183ZM208 112H210L209 113V115H208ZM216 112V113H215ZM220 112V113H219ZM30 113V114H29ZM36 115H35V114ZM69 113V114H68ZM131 113V112H130ZM150 113H152V115H150ZM222 113V114H221ZM225 113V114H224ZM65 114H68L67 116H68V120L69 121H67V116L65 115ZM94 114V115H93ZM155 114V115H154ZM215 114V115H214ZM69 115H70V117L71 116H73V117H71V120L69 119L70 117H69ZM111 116L112 117V123H111V125H110V129H109V131H111L112 130V132H106V134L108 135H106L105 133V135H102V134H100V136H97L98 134H96V133H100V128L98 127H96V131H94V129H93V124H92V122H87L88 120L89 121H92V120H90V119H93V118H95V119H97L98 121H101V119H103L104 117H107V116ZM223 115V116H222ZM248 115H250V113L249 112H245V114H242V115H240L241 117L240 118H242V120H245L247 117H248ZM124 116V117H123ZM157 116H159V119H158V117ZM91 117V118H90ZM93 117V118H92ZM12 118V119H11ZM77 118V119H76ZM86 119V121H84V123H82L83 122V120H81V119ZM240 118H237L236 120H240ZM259 118V119H260ZM11 119V120H10ZM88 119V120H87ZM220 119H221V121H220ZM74 120V121H73ZM75 120H81L82 122H81V125H80V123H79V121L77 122H75ZM236 120H234V121H236ZM69 122V124L67 123V122ZM134 121V122H133ZM260 121V120H259ZM259 121H256V122H254V123H252L253 124V127L255 128V126L256 125H258L259 124ZM87 122V123H86ZM184 122V123H183ZM238 122H240V121H238ZM76 125H75V124ZM78 123V124H77ZM188 123V124H187ZM212 123H213V125H215V128H214V126H212V127H209L210 125H212ZM236 123H237V121H236ZM5 124V125H4ZM15 124H16V126H15ZM72 124H74L75 126H77V125H79L82 129H80V127H75L74 125H72V127L74 128H76L77 129V131L75 130V132H74V130H73V128H72V131L70 130L71 128H69L68 126H70L71 127V125ZM88 124L90 125H92V126H88ZM113 124V125H112ZM191 124V125H190ZM229 124V125H228ZM239 124V123H238ZM87 125V126H86ZM115 125V128H113V126ZM148 125H151V126H148ZM198 125V126H197ZM226 125H227V127H226ZM235 125V126H234ZM4 126V127H3ZM86 127V128H85ZM145 127V128H144ZM177 127V128H176ZM209 127V128H208ZM217 127V128H216ZM229 127L231 128V129H229ZM68 128V129H67ZM74 128V129H75ZM85 128V129H84ZM88 128V129H87ZM124 129V130H122V129ZM144 128V130H142ZM228 128V129H227ZM35 129V130H34ZM92 129V130H91ZM119 129H121V130H119ZM177 129V130H176ZM214 129V130H213ZM67 130H70V132L68 131V133H67ZM86 132V133H84V131ZM93 131V132H91V131ZM120 132H119V131ZM200 130H201V132H200ZM80 131H83V132H80ZM91 133H90V132ZM159 131V132H158ZM234 131V132H233ZM73 132H74V135H73ZM158 132V133H157ZM224 132V133H223ZM257 132H259L258 134H256V135H260V136H264V125H263V127L262 128H260V130L258 129V131ZM29 133V134H28ZM40 133V132H39ZM42 133V132H41ZM66 133V134H65ZM119 133V134H118ZM151 133V132H150ZM215 133V134H214ZM218 133V134H217ZM250 133H251V135H250ZM263 133V134H262ZM65 135L64 137H62L63 135ZM78 134H81V135H78ZM111 134V135H110ZM126 134V135H125ZM128 134V135H127ZM147 134V135H146ZM16 135V134H15ZM14 135V136H15ZM95 135V138L93 139V137L92 136H94ZM203 135V134H202ZM217 135H219V137L221 136H223L222 138L220 137V138H217L218 136ZM243 135V136H242ZM204 136H206V135H204ZM217 136V137H216ZM240 136V137H239ZM249 136V137H248ZM11 137V138H10ZM98 137V138H97ZM239 137V138H238ZM15 138V139H14ZM31 138H32V136H31ZM58 138H57V141H58ZM78 140H77V139ZM100 138V139H99ZM140 138V137H139ZM138 138V139H139ZM229 138V137H228ZM241 138V139H240ZM74 139V140H73ZM87 139H90V142L91 143H88V141H86ZM91 139H92V141H91ZM117 139V140H116ZM13 140H16V137H13ZM56 140V139H55ZM72 140V141H71ZM81 140V141H80ZM97 140V141H96ZM8 141V142H7ZM16 141H18V140H16ZM22 141V140H21ZM57 141H55V142H53V144L51 143V145H53V146H55V144L54 143H56ZM59 141H61L60 139H59ZM69 141V142H68ZM80 141V142H79ZM87 142V143H85V142ZM78 142V143H77ZM234 142V141H233ZM59 143L60 142H58V146H59ZM61 143H60V145H61ZM74 143V144H73ZM97 143H99V144H97ZM173 143H175V144H173ZM57 144V143H56ZM70 144V145H69ZM72 144V145H71ZM119 144V143H118ZM176 145L177 143L176 142H172L171 143V145ZM19 145H21V146H19ZM68 145V146H67ZM74 145V146H73ZM78 145H76V150H79L80 148H79V146ZM121 144H119V146L117 145V146H115V148L117 147V149H119L120 147H122V146H120ZM172 145V146H173ZM70 146H73V147H70ZM96 146V147H97ZM159 146V145H158ZM157 146V144H153L152 146H150L149 148H150V151L152 150V152H153V150L155 151L156 149H155V147H158ZM168 146H170V145H168ZM63 147V146H62ZM90 147V146H89ZM143 147V146H142ZM162 147V146H161ZM161 147H158V149L160 148L161 149ZM164 147V146H163ZM163 147H162V149H163ZM176 147H177V145H176ZM68 148V149H67ZM145 148L147 149L148 148V146L146 147L145 146ZM154 148V149H153ZM172 148H175V147H172ZM157 149V150H158ZM90 150V151H89ZM149 151V150H148ZM11 152V153H10ZM90 156V157H89ZM89 158H90V160H89ZM89 161V162H88ZM260 161H264V159L263 160H260ZM86 162V163H85ZM57 163V162H56ZM63 163V162H62ZM259 164H260V162H258ZM257 163V164H258ZM58 164V163H57ZM203 164V163H202ZM257 164L255 165V166H257ZM260 165H263V163L262 164H260ZM255 166L253 165V167L255 168ZM259 166V165H258ZM258 166H257V168H258ZM252 167V168H253ZM260 167V166H259ZM61 170V172H59ZM255 170H256V168H255ZM258 170V169H257ZM95 172H97V171H95ZM98 172H100V171H98ZM107 172V173H106ZM94 173V172H93ZM95 174H98L99 175V173H94L93 174V176L94 177H97L98 175H96L95 176ZM106 174V176H104ZM101 175V174H100ZM187 175L188 174H186V176L185 177H187ZM248 175H249V173H248ZM92 176V177H93ZM93 177V178H94ZM100 177H102V176H100ZM99 176H98V178H100ZM97 178V179H98ZM102 179V178H101ZM114 179V180H113ZM247 179V177H241V179L239 180V183L240 184H242V183H244V181ZM255 179V178H254ZM253 179V180H254ZM100 179H98V181H99ZM145 182V181H144ZM96 183V184H95ZM100 183V184H99ZM147 183V182H146ZM145 183V184H146ZM94 184L95 185H99V186H94ZM144 184V183H143ZM144 184V185H145ZM81 188V187H80ZM91 188V189H90ZM94 188V189H93ZM98 188V189H97ZM96 189V190H95ZM78 193H77V192ZM75 192V193H74ZM73 193H74V195L76 194V196L78 197V198H76V199H73L74 197H72L71 198V196L73 195ZM78 194H82V195H78ZM71 195V196H70ZM70 196V197H69ZM75 196V197H76ZM67 197H68V199H67ZM83 197V198H82ZM114 197H116L115 199H114ZM62 199L64 200V201H62ZM173 199V198H172ZM45 200V199H44ZM60 200V201H59ZM172 201V200H171ZM171 201L169 202V204L171 203ZM81 202H83V204L81 203ZM173 202V201H172ZM5 203L3 202V201H0V208L2 209V206L4 205ZM37 204H39V205H37ZM22 205V204H21ZM23 205H22V208H23ZM35 205H37V206H35ZM147 205H149V204H147ZM150 206V205H149ZM149 206H148V208H149ZM152 207H150V211L154 208L155 209V206L154 205H151ZM12 207H14V205H12ZM8 208V209H7ZM7 208L5 209V210H3V211H5V212H3V215H4V213H5V215H7V216H9L10 218H12V217H16L18 214L16 213V211L14 212V213H16L15 215H14V213L12 212V211H14V210H12L13 208H11L10 206H7ZM9 209H10V211H9ZM27 210V211H26ZM62 210H64L63 212H60V211H62ZM24 211H26V212H24ZM56 211H58L57 213H56ZM78 211V212H77ZM7 212V213H6ZM13 214H12V213ZM77 212V213H76ZM152 212V211H151ZM12 215H11V214ZM53 213V214H52ZM60 213H62V214H60ZM220 213H222V211L220 212ZM9 214V215H8ZM50 214V215H49ZM60 214V215H59ZM77 214H79V215H77ZM11 215V216H10ZM20 215V214H19ZM47 216V217H48ZM55 216V215H54ZM4 217H6V216H3V219H5ZM9 217L7 218V219H9ZM109 217V216H108ZM32 220H31V219ZM3 219H2V221H3ZM6 219V220H7ZM61 219V218H60ZM6 220H4L3 221V224H4V226H7L6 225V223H8V222H10V221H8L7 220V222H6ZM30 220V221H29ZM36 220V219H35ZM29 221V222H28ZM34 221V220H33ZM226 221H228L227 219L224 221L223 220V222H224V224H226ZM257 221H259V220H257ZM5 222V223H4ZM11 222H12V220H11ZM28 222V223H27ZM229 222V221H228ZM227 222V223H228ZM2 223V222H1ZM17 225V226H16ZM26 225H29V226H26ZM242 229H244V228H242ZM23 232H24V230H22ZM26 231V230H25ZM22 232V233H23ZM261 235V234H260ZM262 236H264L263 234H262ZM261 237V236H260ZM165 238V239H164ZM164 238H158V240H156V242H155V245H153L154 247L152 248L153 250H152V254H150V257L148 258V262L149 263H147L146 262V264H156V262H157V264L159 263L158 261H157V257H161V255H159V253L157 254V248H158V246L159 245H161V243H168V242H171L170 244H174V241H172L174 238L173 237H164ZM262 238V237H261ZM11 241H12V243H11ZM164 241H167V242H164ZM169 244V243H168ZM264 241H262V243L260 244V245H258V247H264ZM51 245V247H54V245H52V243H49L48 244V248L50 249L51 247H49ZM254 245V244H253ZM12 246V247H11ZM61 246V245H60ZM59 246V248L61 249V247ZM3 247H7L6 249L5 248H3ZM2 248V249H1ZM10 250L9 251V253H8V250ZM53 249V248H52ZM186 251V252H185ZM2 252V254H1V256H4L5 254ZM11 252V253H10ZM12 252H14V253H12ZM183 252H184V254H183ZM124 249L123 250H121V249H114V250H111L110 251V256L112 257V260H114L113 262H116V263H113V262H110L109 261V264H111V263H113V264H124V262H123V260H124ZM188 253V254H187ZM251 255L250 256H248V258L249 259H251V261H252V263L251 264H264L263 262H264V255L263 254H261V253H254V251H251V252H249ZM178 254H183L182 256L181 255H176L177 257H176V259H174V255L172 256V255H170L169 257H167L168 258V260H169V264H173V263H175V262H177V260L179 261V263L180 264H190V263H187L186 261H188V260H186L187 259V256H189V252L185 249L184 251H181L180 253H178ZM231 254H233L232 252H230V255ZM92 255H94V254H92ZM245 255V254H244ZM243 255V256H244ZM171 256L173 257V258H171ZM242 256V259L241 260H238V262H240L241 264H244V263H242L243 261H245L244 259H248V258H246V255L243 257ZM90 257H92V259L91 258H78V260H84V261H90V262H93L94 264H108V262L105 260V261H103L102 260V258L101 259H99V260H97V255L96 256H90ZM93 257H95V259L96 260H94V258ZM178 258V259H177ZM181 259L183 260V261H181ZM159 260V259H158ZM160 260H162L161 258H160ZM174 260V261H173ZM1 261V260H0ZM170 261H171V263H170ZM242 261V262H241ZM123 262V263H122ZM162 262V261H161ZM160 262V263H161ZM173 262V263H172ZM217 262H219V264L221 263V264H229V262H228V260L227 259H225V258H219V261H217ZM1 263V262H0ZM159 263V264H160ZM5 264H8L7 262L5 263ZM24 264H30L29 262H25ZM37 264V263H36ZM68 264V263H67ZM177 264H178V262H177ZM202 264V263H201ZM203 264H207L206 262H204ZM230 264H237V263H230Z\"/></svg>",
	"mask_w": 264,
	"mask_h": 264
}]
</instances>
